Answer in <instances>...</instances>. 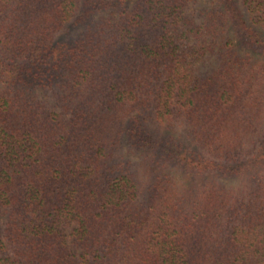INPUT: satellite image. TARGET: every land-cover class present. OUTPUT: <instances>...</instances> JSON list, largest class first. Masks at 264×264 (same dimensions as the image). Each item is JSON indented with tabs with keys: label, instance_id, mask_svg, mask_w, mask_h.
Here are the masks:
<instances>
[{
	"label": "trees",
	"instance_id": "1",
	"mask_svg": "<svg viewBox=\"0 0 264 264\" xmlns=\"http://www.w3.org/2000/svg\"><path fill=\"white\" fill-rule=\"evenodd\" d=\"M262 30L264 0H0V264H264Z\"/></svg>",
	"mask_w": 264,
	"mask_h": 264
},
{
	"label": "rangeland",
	"instance_id": "2",
	"mask_svg": "<svg viewBox=\"0 0 264 264\" xmlns=\"http://www.w3.org/2000/svg\"><path fill=\"white\" fill-rule=\"evenodd\" d=\"M262 31L264 33V30H262ZM178 131L183 135V137L186 140V142L188 143V145L192 146V140L189 138V136H187L189 134L184 132V131L182 132V130L180 128H178ZM178 131H177V133H178ZM218 180H224L225 183H229V180H232V183H238L239 182V183H241L243 185L244 181H240V180H253V179L251 177L250 178L249 177H247V178L245 177V178H240V179L239 178L222 177V178H218ZM242 185H240V186H242Z\"/></svg>",
	"mask_w": 264,
	"mask_h": 264
}]
</instances>
